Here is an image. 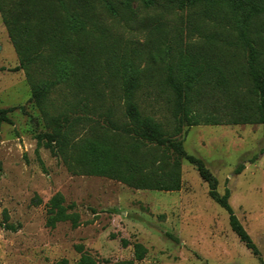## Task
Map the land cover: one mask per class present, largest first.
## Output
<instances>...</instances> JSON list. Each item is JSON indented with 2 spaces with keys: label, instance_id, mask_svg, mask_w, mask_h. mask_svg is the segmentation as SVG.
<instances>
[{
  "label": "trees",
  "instance_id": "1",
  "mask_svg": "<svg viewBox=\"0 0 264 264\" xmlns=\"http://www.w3.org/2000/svg\"><path fill=\"white\" fill-rule=\"evenodd\" d=\"M144 14L156 22L151 32H164L167 16L181 15L188 38L193 28L197 39L175 46L153 40L137 49L113 31L142 26ZM0 16L18 56L14 69L24 71L47 128L36 134L37 146L61 156L71 173L135 189H181L186 160L226 211L230 229L260 257L228 201L229 189L219 193L215 175L185 151L180 134L183 124H264V0H0ZM55 90L56 100L50 97ZM149 95L165 98L176 122L171 131L141 109ZM210 95H216L213 105L206 102ZM9 110L0 108V120L9 121ZM47 205L48 226L77 225L78 214L61 193ZM133 249L132 258L105 262L134 264L146 248L136 242ZM53 264L99 262L83 252L72 263L60 258Z\"/></svg>",
  "mask_w": 264,
  "mask_h": 264
},
{
  "label": "rangeland",
  "instance_id": "2",
  "mask_svg": "<svg viewBox=\"0 0 264 264\" xmlns=\"http://www.w3.org/2000/svg\"><path fill=\"white\" fill-rule=\"evenodd\" d=\"M180 16H167L164 32L149 31L156 22L146 15L143 27L112 29L137 49L153 40L171 46L196 41L198 32L191 28L188 38ZM18 64L0 16V108H10L9 121L0 120V264H53L60 258L72 263L83 252L108 264L105 260L132 258L136 242L146 253L134 264H264V124H183L180 134L185 151L202 158L215 175L219 193L229 189L228 201L257 246V257L230 229L226 211L208 197L206 183L186 160L180 165L181 189H135L71 173L61 156L37 146L36 134L47 128L24 71L14 69ZM157 67L151 68L154 74ZM214 96L207 97V105L214 104ZM50 97L57 99L56 90ZM142 98L141 109L171 131L176 122L165 98ZM57 192L78 214L77 225L46 224L47 202Z\"/></svg>",
  "mask_w": 264,
  "mask_h": 264
}]
</instances>
